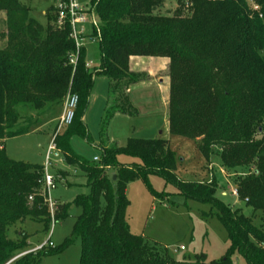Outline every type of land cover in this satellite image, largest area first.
I'll return each mask as SVG.
<instances>
[{"label": "trees", "instance_id": "obj_1", "mask_svg": "<svg viewBox=\"0 0 264 264\" xmlns=\"http://www.w3.org/2000/svg\"><path fill=\"white\" fill-rule=\"evenodd\" d=\"M165 2L89 0L99 20L91 26L99 65L90 70L85 49H75L68 20L57 25L55 5L45 10L43 25L18 0H0V264L28 249L27 234L9 239V227L28 218L47 229L51 221L44 203V166L14 161L4 150L6 138L30 131L13 129L18 118L14 107H58L68 92L77 96L74 116L54 132L53 141L64 161L83 172L88 192L72 202L80 212L60 246L41 248L9 264H40L43 256L60 252L75 239L80 241V264H179L145 236L131 233L125 219L128 182L141 179L154 196L168 194L151 188L150 175L172 184L184 199L208 204L209 211L202 214L216 216L226 232L228 247L221 258L195 254L192 264H233L235 252L246 264H264V227L254 220L255 213L264 215V0H177L175 9L161 11ZM130 56L168 58V132L199 138L197 146L206 158L217 147L221 167L234 172L238 199L251 215L218 199L214 181L179 179L174 151L164 138L129 137L124 145L101 142L99 159L92 162L72 150L71 136L86 138L82 115L94 74L108 80L105 123L115 112L136 115L127 88L146 74L129 70ZM68 206L54 203L53 222L67 215Z\"/></svg>", "mask_w": 264, "mask_h": 264}, {"label": "rangeland", "instance_id": "obj_2", "mask_svg": "<svg viewBox=\"0 0 264 264\" xmlns=\"http://www.w3.org/2000/svg\"><path fill=\"white\" fill-rule=\"evenodd\" d=\"M18 1L29 9L31 17L44 25L46 23L45 10L55 5L57 0ZM74 1L77 7L87 6L89 11H93L89 0ZM177 5V0H166L161 11L165 9L172 11ZM252 9L255 10L256 7L254 6ZM3 17V14L0 13V18ZM86 18L83 25L84 35L80 42L85 49V58L89 62V68L93 70L99 65V51L96 39L91 37V28L94 27L91 22L94 21L96 27L99 20L95 13L92 17L87 15ZM3 30L4 24L0 21V47L4 44ZM262 52L264 53V50ZM142 59L146 58L142 57ZM94 76L96 77H93L88 107L86 106L83 112L85 113L86 138L73 135L69 140L72 150L77 155L92 162L93 156L101 154V142L123 144L129 137L164 138L174 151L175 173L179 179L198 182L214 181L215 196L218 199L232 208H239L247 216L251 215L250 207L239 200L238 196L234 197L230 194L231 189L236 187L235 174H233L234 172L229 174L221 167L218 156L220 150L213 147L211 155L206 158L197 146L199 138L194 140L168 132V123L165 124L167 118L164 117V113L165 116L167 114V109L163 106L162 101V94L167 91L163 92L158 88L156 82L137 86L130 94L135 103L133 107L136 109V115L130 116L127 124L123 118L119 117L105 123L103 116L107 106L105 101L108 96V80L102 75L94 74ZM155 76L168 77V65L164 72ZM64 99L58 107L52 106L50 103L41 108H34L28 103H20L14 107L18 118L13 129H29L30 131L5 139L4 150L8 158L33 165H44L47 147L57 128ZM55 111L58 113L56 112L54 117H47L48 114ZM63 129L62 126L58 131ZM49 160L48 172L54 175L55 187L49 191L47 197L49 196L54 202L67 203L69 205L67 215L53 223L51 220L47 229L44 228L42 222L28 218L21 225L16 223L9 227L7 230L9 239H16L18 232L27 234L28 248L46 240L49 232V240L53 247L60 246L71 234L75 217L80 212V209L73 206L72 202L77 195L88 192V188L84 184L83 172L79 168L67 164L61 153L52 150ZM57 170L67 172L66 179L60 175L56 176ZM148 182L156 192L168 194L154 196L149 191L146 182L141 179L126 184L125 193L129 204L126 208L125 219L131 233L145 236L150 244L155 245L160 251L167 252L175 261L180 262L179 264H192L195 254L203 253L206 260H217L225 254L228 240L224 228L216 216L202 214L209 211L208 204L184 199L176 193L172 184L165 183L159 176L150 175ZM44 203L51 216L53 210L50 211L47 201L44 200ZM254 218L256 223H261L264 227V215L255 213ZM180 246L183 249H179ZM80 256V241L75 239L72 243L64 246L60 252L43 256L40 264H80ZM231 261L233 264H246L243 257L236 252L231 255Z\"/></svg>", "mask_w": 264, "mask_h": 264}, {"label": "built area", "instance_id": "obj_3", "mask_svg": "<svg viewBox=\"0 0 264 264\" xmlns=\"http://www.w3.org/2000/svg\"><path fill=\"white\" fill-rule=\"evenodd\" d=\"M56 8H57V25L60 26L63 24L64 19L66 18L69 22L70 25V37L73 39L74 41V45H75V49L76 51L80 48L83 47L80 40H82L83 38V34H84V23L87 20V15H91V17L93 16V11L92 10H88V7H77L76 3L74 0H68L65 3L62 2H57L55 4ZM92 26H95L96 23H94V21L91 22ZM71 63L75 62V57L73 56L70 59ZM86 66H88L86 64ZM76 103H77V96L75 94L72 93H67L64 102H63V106H62V112L58 118V124H57V128L55 130V133L63 126H66L68 124L71 123L73 116H74V110L76 107ZM54 137V135H53ZM51 139V142L49 143L48 147H47V152L45 155V162H44V168H43V185L44 188L46 190V193L49 195V191L55 187V182H54V175L50 174L48 172V166L50 165V160H49V154L52 150L55 151V144L53 141V138ZM93 161H98L97 157L93 158ZM230 194L234 197L238 196L237 190L236 188L231 189ZM29 199H31V197H29ZM48 206L50 208V211L53 210L54 207V201H52L50 199V197L48 196L46 199ZM53 214V211H52ZM51 214V220L53 218V215ZM53 223V220L52 222ZM49 236H50V232L48 234V237L46 240L42 241L41 243L30 247L24 251L19 252L18 254H16L11 260H9L7 263H10L11 261H13L14 259L23 256L27 253L30 252H35L37 250H40L41 248L50 246L52 247L53 244L52 242L49 240ZM179 249H183L182 246L179 247Z\"/></svg>", "mask_w": 264, "mask_h": 264}, {"label": "crops", "instance_id": "obj_4", "mask_svg": "<svg viewBox=\"0 0 264 264\" xmlns=\"http://www.w3.org/2000/svg\"><path fill=\"white\" fill-rule=\"evenodd\" d=\"M56 3H57V1H56ZM142 57L146 58V59H142ZM168 62H169V60H168L167 57H155V56H147V57H144V56H130L129 57V60H128V68H129V70L132 71V72H144L146 74V78L144 80L137 81V82L129 85L128 88H127L128 100H129V102L131 103L132 106L135 105V103L133 102V100H132V98L130 96L132 91L135 88H137V86H145L146 84L149 85L151 83H155L156 82L157 85H158V88H160L163 92L167 91L165 94H162V101H163V106L167 109V113H168L167 105H168L169 79H168V77H165V76H157V77L155 76L156 74H160V72H164V70L166 69V67L168 65ZM86 64L88 65L87 67L89 68L90 66H89V62H87V60H86ZM93 77L95 78L96 76H93ZM90 94H91V91H90L89 97H88L89 100H90V97H91ZM88 103H89V101H88ZM106 103H107V99L105 101V104ZM84 114L85 113H83V115H82V122L85 125V123H84ZM117 117L123 118L124 120L123 119L122 120L127 124V120L129 119L130 116H128L126 114H123V113H120V112H115L112 115L111 119L117 118ZM164 117L167 118V114L165 116V113H164ZM165 124H167V120L165 121ZM125 142H126V140H125ZM124 143L123 144H117V145H124ZM99 156L95 155V156L92 157V159L94 157H97L99 159ZM66 177H67V172H66V176L62 177V178L66 179ZM222 194H224V192H222Z\"/></svg>", "mask_w": 264, "mask_h": 264}, {"label": "water", "instance_id": "obj_5", "mask_svg": "<svg viewBox=\"0 0 264 264\" xmlns=\"http://www.w3.org/2000/svg\"><path fill=\"white\" fill-rule=\"evenodd\" d=\"M3 14V13H2Z\"/></svg>", "mask_w": 264, "mask_h": 264}]
</instances>
